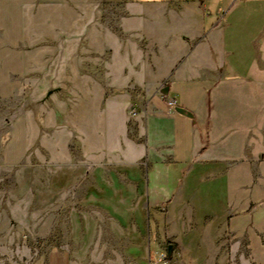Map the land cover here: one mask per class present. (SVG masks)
I'll list each match as a JSON object with an SVG mask.
<instances>
[{
	"label": "crops",
	"instance_id": "obj_1",
	"mask_svg": "<svg viewBox=\"0 0 264 264\" xmlns=\"http://www.w3.org/2000/svg\"><path fill=\"white\" fill-rule=\"evenodd\" d=\"M61 1L73 23L70 48L83 38L88 55L78 94L86 117L94 115L107 133L121 129L125 140L131 92L149 98L139 119L148 132L144 154L154 162L149 201L152 208L169 204L176 232L174 253L162 264H264V233L250 231L252 215L245 216L249 229L236 232L253 203V171L232 163L233 136L246 125L237 116L251 114L254 96H264V0H133L117 31L98 20L108 13L98 9L104 0H0V97L27 91L17 92L39 63L30 49L44 50L50 36L61 42ZM17 257L21 264H71L56 250Z\"/></svg>",
	"mask_w": 264,
	"mask_h": 264
},
{
	"label": "rangeland",
	"instance_id": "obj_2",
	"mask_svg": "<svg viewBox=\"0 0 264 264\" xmlns=\"http://www.w3.org/2000/svg\"><path fill=\"white\" fill-rule=\"evenodd\" d=\"M132 1H98V9L108 12L98 20L117 31ZM67 4L61 1L66 14L61 42L50 36L44 50L30 49L39 63L30 65L29 79L19 82L17 92L27 91L0 97V264H21L20 252L30 256L52 250L65 253L71 264L169 262L176 234L169 225L171 208L150 204L154 162L144 154L148 132L139 121L149 98L131 92L125 140L118 136L121 129L107 133L94 115L86 117L85 97L78 94L88 55L83 38L77 49L70 48L68 27L73 23ZM261 98L260 92L254 96L251 114L237 116L246 125H239L232 137L237 159L232 163L253 171L247 182L253 203L238 216L237 233L249 229L245 219L251 215L250 231L264 233V109L256 112L257 106L264 107ZM99 116L97 112V120ZM193 212L197 216L198 209ZM213 213L207 210L201 217Z\"/></svg>",
	"mask_w": 264,
	"mask_h": 264
},
{
	"label": "water",
	"instance_id": "obj_3",
	"mask_svg": "<svg viewBox=\"0 0 264 264\" xmlns=\"http://www.w3.org/2000/svg\"><path fill=\"white\" fill-rule=\"evenodd\" d=\"M162 93H163L164 95H168V93H169V88H168V87L164 88V89L162 90ZM176 111H177L178 113L182 114V115H185V116L189 117V118H193V117H194V115H193L191 112H188V111H186L185 109H183V108H181V107H177V108H176ZM173 249H174V246H173L172 244H170V245L168 246V255H169V256L172 255Z\"/></svg>",
	"mask_w": 264,
	"mask_h": 264
},
{
	"label": "built area",
	"instance_id": "obj_4",
	"mask_svg": "<svg viewBox=\"0 0 264 264\" xmlns=\"http://www.w3.org/2000/svg\"><path fill=\"white\" fill-rule=\"evenodd\" d=\"M169 105H170L171 107L175 108V103H174L173 101H171V102L169 103Z\"/></svg>",
	"mask_w": 264,
	"mask_h": 264
}]
</instances>
